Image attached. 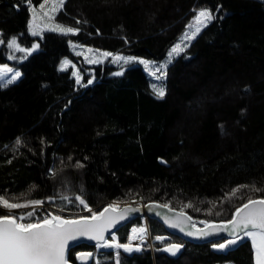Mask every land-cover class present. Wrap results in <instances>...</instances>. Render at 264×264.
<instances>
[{
    "label": "trees",
    "instance_id": "1",
    "mask_svg": "<svg viewBox=\"0 0 264 264\" xmlns=\"http://www.w3.org/2000/svg\"><path fill=\"white\" fill-rule=\"evenodd\" d=\"M43 1L0 0V58L13 37L31 49L12 62L21 78L0 86V195L43 201L25 222L57 208L151 201L198 221H226L249 198H264V0H64L54 19L78 31L41 38L29 22ZM204 8L214 19L167 66L163 97L140 66L121 75L108 63L94 66L80 83L60 68L73 56L71 42L162 59ZM146 223L152 244L132 254L82 244L69 260L79 264L80 252L93 251L91 264H255L250 242L218 253L221 241L189 243L154 219H133L117 242ZM171 244L181 251L168 253Z\"/></svg>",
    "mask_w": 264,
    "mask_h": 264
},
{
    "label": "snow or ice",
    "instance_id": "2",
    "mask_svg": "<svg viewBox=\"0 0 264 264\" xmlns=\"http://www.w3.org/2000/svg\"><path fill=\"white\" fill-rule=\"evenodd\" d=\"M49 0H45V4H48ZM64 0H51V7L49 11H43L45 4L40 5V9L43 12V16L40 19L47 17L49 20L54 19V14L63 6ZM33 19L31 22L32 34L37 35L36 20L38 18L37 10L32 9ZM214 17L209 10L202 9L197 12L194 16V25H189L190 28L194 27V31L191 36L185 33L183 40L190 41L200 31L202 27H206L208 22L213 20ZM52 31H60L62 33H75L78 29L65 28L62 25L55 24L51 27ZM0 43H4L0 40ZM181 43L176 44L168 54L169 60L174 55H179L180 52L187 47L181 46ZM8 47L14 48L21 52L30 51L29 49H23L17 43V39L13 37L7 42ZM36 45H33L35 48ZM91 51V50H89ZM103 56L107 57L112 55L111 53H102ZM15 58V57H12ZM114 60H123L124 63H129L136 60L135 57H122L116 56ZM96 60H89V63H96ZM145 63L144 61H140ZM69 63L68 61L64 62ZM166 68L167 65L165 64ZM12 72L11 68L7 66L0 67V78H3L4 74ZM121 73H117L119 75ZM21 75L20 72H15L11 79L6 80L3 85L7 86L14 82ZM73 75H76L73 73ZM163 75V73H162ZM160 77H158L159 79ZM77 83H79V77H77ZM91 83V81H89ZM157 94L163 97L164 90L162 88H156ZM22 141L17 138V145ZM78 167H82V164H78ZM243 187V186H242ZM254 191H261V189H253ZM239 191V189H233L232 195ZM61 199H68L67 197H61ZM81 205L85 208L88 207L86 201L81 197H75ZM43 203L41 200H27L25 203L10 202V199L0 195V208L7 209L8 211L4 214H0V264H68L66 249L68 248L69 241L76 240L80 236H90L92 239L97 241L104 240V232L111 227H114L117 220L124 219V213L129 211H137V209H124L123 213H116L115 206L110 205L105 208L102 212H94L92 209H88L91 212V217H81L79 219H65L61 215H53L49 213L43 217L35 220V222H25L30 220L35 215L36 206ZM32 207V211L27 213H21L16 215L12 212L14 209ZM191 207V205H188ZM163 207H167L164 205ZM109 213H113L109 215ZM228 225H231L233 230L232 239L228 240L225 244L214 245L218 249H225L229 245L236 244L239 240L244 237H250L252 246L255 251V264H264V198L252 199L249 198L246 203H243L240 207L235 209V213L232 219L229 220ZM173 227H179V224H173ZM209 228L212 232H219L221 230H228L226 225L210 224ZM133 233H143L144 228H133ZM183 231V229H181ZM239 233V235L237 234ZM190 235H210L211 233L201 230L199 233H189ZM135 238V237H133ZM142 238V237H141ZM115 236H112V240L115 241ZM157 239H162L157 237ZM104 247H116L124 248L125 251H132L133 249L129 245H122L118 243L110 244L104 241ZM182 245L171 244L165 250L175 255ZM139 250V249H137ZM88 254H81L83 259Z\"/></svg>",
    "mask_w": 264,
    "mask_h": 264
},
{
    "label": "rangeland",
    "instance_id": "3",
    "mask_svg": "<svg viewBox=\"0 0 264 264\" xmlns=\"http://www.w3.org/2000/svg\"><path fill=\"white\" fill-rule=\"evenodd\" d=\"M41 4H45V0ZM40 5L38 7H34L37 10V15H38V18L36 20V24L38 25V27L36 28V31L38 33L37 35H33L32 34L31 22H32V19H33V13L31 11V19H30V22H29V33L31 35L38 36V37L42 38L43 35L46 32L52 31L50 29L55 24L62 25L65 28L70 27V26H67V25H65L63 23H60V22L56 21L55 19L49 20L47 17H44L43 19H40L39 17L43 16V12L40 9ZM50 7H51V0H49L48 4H45V8L43 9V11H49ZM204 9L209 10L211 12V14H212V11H211L210 8H204ZM189 25H194V17L188 23L186 30L179 36L178 40L168 50L166 56L164 58H162V59H149V58H146V57H143V56L129 55V54L121 53V52H110V51L99 49V48H96V47H93V46H90V45H87V44H84V43L71 42L70 43V49H71V51L73 53V56L65 57L62 60V62H61L60 68L62 70H71L72 74L73 73L76 74V75H73L74 78L76 79V81H77V77H79V83H80V82L83 81V78H84L86 73H93L95 71L93 69L94 66L105 65V64L108 63L109 65H113V66L116 67V70H114V72L116 74L117 73L123 74L125 72L126 68L129 67V66H140L148 73V75H149V77L151 79L152 87H153V85H155L156 88H162L164 90V93H165V75H166L167 67L165 68L164 65L166 64L168 66L174 60L175 57L180 55V54L179 55H174L172 57V59H171V62L169 63L168 62V60H169V57H168L169 52L171 51V49L176 44L181 43L182 41H183V43L181 44L182 47H184L185 44L188 46L191 43V41L194 40L195 37L199 34L198 33L190 41L183 40V37H184L185 33H187L189 36H191L192 32L194 31V27L190 28ZM203 28L204 27H202L201 30ZM52 32L62 33L60 31H52ZM64 34H70V33H64ZM0 36H1V34H0ZM0 40H3V39L0 38ZM17 43L20 45L21 48L28 49V48L22 46L18 42V40H17ZM3 44L4 43H0V51L2 49ZM185 48L186 47H184V49ZM29 50L31 51V49H29ZM89 50H91V51H89ZM30 51L21 52V51H18L16 49H14V48L8 47V45H7V52L1 54V56L5 59V61H3V59L0 58V67L7 66L8 68L12 69V72H8V73L4 74L3 78H0V84L3 85L6 82V80L11 79V77L17 71L20 72L21 75L14 82L18 81L21 78V76L23 74L21 68L18 67V66H15L14 64H12V62L24 61L26 59V57L29 55ZM105 52L111 53L112 55L105 57V56L102 55V53H105ZM116 56L135 57L136 60L131 61L129 63H124L123 60H120V61L114 60V57H116ZM12 57H15V58H12ZM89 60H96L98 62L89 63ZM65 61H68L69 63L65 64L64 63ZM140 61H144L145 63H141ZM162 73H163V75H162ZM121 74H119V75H121ZM158 77H160V78L158 79ZM153 89H154V87H153ZM118 204L121 205L119 202H115V205H118ZM4 210L8 211L7 209H4ZM12 212H13V210H12ZM63 212H69V211L65 210V209L57 208V211L55 213L51 212V214L61 215L64 218H76V217H72V216H78L76 214H66V213H63ZM78 212H83V214L82 215L79 214L80 216H78V217L91 216V215H86V213L89 212L88 210H86V211H78ZM74 213H77V212H74ZM133 228H137V229L144 228L145 229V231L143 232V235H144L145 239L143 238V242L142 243L134 242L132 240V234H133L132 230H133ZM133 228L131 229V232H130L131 235L129 234L130 237L128 236L129 237V241L127 239V242L125 244H122V245H129V242H131L133 245H135L134 246V250H136V249H139L140 247H142L145 243H149L148 240L150 239V230H149V226L147 225V223L145 224V226L133 227ZM115 241L117 242L116 239H115ZM118 244H120V243H118ZM181 249H182V247L179 249V251L177 253H179L181 251ZM168 253H170V252H168ZM170 254H172V253H170Z\"/></svg>",
    "mask_w": 264,
    "mask_h": 264
},
{
    "label": "water",
    "instance_id": "4",
    "mask_svg": "<svg viewBox=\"0 0 264 264\" xmlns=\"http://www.w3.org/2000/svg\"><path fill=\"white\" fill-rule=\"evenodd\" d=\"M37 50L33 49L32 53H36ZM261 199V198H257ZM120 203V202H119ZM121 205H115L114 203L107 204L103 206L97 213L104 211L105 208H108L110 205L115 206L116 213H123L124 209H137V211H129L127 213H124V219L117 220V223L114 227L108 228L104 232V240L97 241L95 239H92L90 236H80L77 237L74 241H69L68 248L66 249V256L68 260V264H74L69 260V252L72 248L86 244L89 246L95 247L99 252H107V251H114L118 248L116 247H104V241H107L110 244L117 243L116 241H113L111 237L122 227L129 224L133 219L135 218H144L145 220L148 219H154L160 222L166 229V231L173 236H177L182 238L183 240L193 243V244H207L212 242H218L221 241L219 244H225L228 240L232 239L233 236V230L231 228V225H228V221H198L194 219L188 212L179 210L176 208H172L167 205V207H163L164 203L158 202V201H151L147 203H120ZM235 213V212H234ZM113 213H109V215H112ZM54 215V214H53ZM234 215V214H233ZM81 217H91V216H81ZM81 217L76 218H65V219H79ZM64 218V217H63ZM179 224V227H173V224ZM210 224H216V225H226L228 230H221L219 232H212V230L209 228ZM148 225V223H147ZM183 229V231H181ZM201 230L211 233L210 235H190L189 233H199ZM239 235V233H237ZM131 235V234H130ZM129 235V237H130ZM128 237V241H129ZM164 239V237L162 238ZM150 244H152V239L150 236V239L148 240ZM251 242L250 237H244L242 240H239L236 244L229 245L225 249H218L214 247V250L218 253H228L237 250L241 245ZM218 245V244H216ZM129 246L133 249L132 251H125L127 254H132L136 250H134V246L131 242H129ZM253 248V246H252ZM254 250V248H253ZM88 254L83 259H81V254ZM94 257L93 251H82L77 256V261L79 264H91L92 259ZM254 257H255V251H254Z\"/></svg>",
    "mask_w": 264,
    "mask_h": 264
},
{
    "label": "bare ground",
    "instance_id": "5",
    "mask_svg": "<svg viewBox=\"0 0 264 264\" xmlns=\"http://www.w3.org/2000/svg\"><path fill=\"white\" fill-rule=\"evenodd\" d=\"M133 237H135V238H133ZM142 237V238H141ZM143 238H144V235H143V233H140V232H137V233H133L132 234V240L134 241V242H138V243H142L143 242ZM145 239V238H144ZM132 241V242H133ZM146 241V240H145Z\"/></svg>",
    "mask_w": 264,
    "mask_h": 264
},
{
    "label": "built area",
    "instance_id": "6",
    "mask_svg": "<svg viewBox=\"0 0 264 264\" xmlns=\"http://www.w3.org/2000/svg\"><path fill=\"white\" fill-rule=\"evenodd\" d=\"M63 213H66V214H73L74 212H70V211H69V212H63ZM75 214H76V215H79V214H81V215H82V214H83V212H77V213H75Z\"/></svg>",
    "mask_w": 264,
    "mask_h": 264
}]
</instances>
